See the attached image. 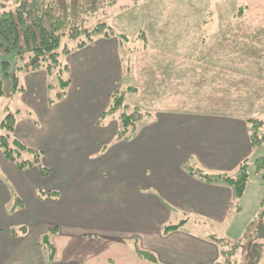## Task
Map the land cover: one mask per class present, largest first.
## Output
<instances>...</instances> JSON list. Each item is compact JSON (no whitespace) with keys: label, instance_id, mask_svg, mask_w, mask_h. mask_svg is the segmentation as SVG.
<instances>
[{"label":"crops","instance_id":"obj_1","mask_svg":"<svg viewBox=\"0 0 264 264\" xmlns=\"http://www.w3.org/2000/svg\"><path fill=\"white\" fill-rule=\"evenodd\" d=\"M183 1L179 11L195 6L199 14L140 23L146 25L148 50L132 63L137 89L131 101L154 114L127 141H114L116 123L95 126L109 94L122 87L123 63L114 39H97L68 56L71 84L63 102L49 109L26 101L42 128L21 117L14 135L43 151L51 175L42 178L35 168L20 171L0 155V173L10 177L28 206L18 210L22 218L16 221L5 212L0 264H47L40 242L48 233H54L50 264L218 262L213 235L190 217L223 222L235 197L220 176H236L240 164L254 156L247 120L264 123V0ZM237 8L243 9L241 17ZM207 9L216 16L206 15ZM134 23L126 27L130 32L120 33L135 37L142 26ZM91 46L113 52L112 78L108 82L95 71L97 86L81 59L85 50L93 54ZM16 179H22L21 187ZM38 189L59 197L39 201ZM14 190L0 189L5 203L17 195ZM17 221L24 234H12ZM166 225L180 226L163 234Z\"/></svg>","mask_w":264,"mask_h":264},{"label":"rangeland","instance_id":"obj_2","mask_svg":"<svg viewBox=\"0 0 264 264\" xmlns=\"http://www.w3.org/2000/svg\"><path fill=\"white\" fill-rule=\"evenodd\" d=\"M210 1L215 2L222 0ZM199 2L201 3L202 1L199 0ZM2 3L4 4V6H2ZM182 4H185L183 0H117L115 4L105 10V16L108 17V25L113 27L114 23V26H117V29L113 27L114 31L117 34L124 35V37L129 40L122 41L120 43V46L117 43L118 55L123 63V78L121 81L122 90L128 88L137 89V85L132 84V63L134 65V59H136L138 54L142 53V51L145 52L146 50H148L147 39L143 30V27L146 25H141V21L148 22L149 19L161 21L163 18L165 19L166 17L173 16L172 14H199V11L197 8H195V6H187V11H179L178 8ZM11 8L12 4L10 1L0 0V13L3 10H9ZM213 10H215L216 12L215 8H213ZM239 11L242 16L243 9L237 8V16L239 14ZM212 13L213 12H211V10L207 9L206 15H211ZM213 14L214 16H216L215 13ZM98 21L99 19L93 18L90 21H87L86 23L79 24L80 29L84 32H89L95 28V24ZM133 21L135 22L134 24L136 26H142L141 30L137 31V35L135 37H128L123 33L121 34L120 31L130 32L128 31V29H126V27H131V23ZM156 26L159 25H151V27L153 28H155ZM88 34L90 35L91 33ZM98 34L100 35V33H96L91 34L90 36L93 37V39L95 38V40H97L100 39V37H98ZM165 34L166 30H164V35ZM141 35L144 36V45H142V43L137 40L134 41V39H137V37ZM67 44L69 47L75 45V43L72 41H69ZM3 47L4 41L0 37V123L7 115L13 114L15 115V119L17 120V122L20 121L19 118L25 117L35 122V126H37L38 129H41L42 123L39 119L40 117H35V112L29 109L26 104V101L35 103L38 106L46 105V107L49 109H51V107L53 108L56 104H58V102H63L66 96L60 101L48 104V100L50 98H55V94L58 92H62L63 88H65L60 84L58 80L59 75L56 76V74L59 73V69H61V67L53 69L51 71V75L45 73L44 71H34L31 66V52H28L26 48H24V46H21V48L16 50L12 49L8 51H6ZM91 47L93 50V54H91V51L85 50L84 52H82L83 54H81V59L84 62L87 70L92 74V84L97 86L95 79V74L97 72L95 71L102 72L106 80L108 79V82L112 78L111 71L113 69V52H111L109 49H105L103 46ZM102 48H104V51H102ZM76 51L78 52L79 50ZM67 58L65 59L64 56L60 57V62L62 65L65 62L69 64ZM151 63H153L152 60ZM90 69H92V71H90ZM63 73L64 72H61L62 79H64ZM45 82L46 84H44ZM43 84L44 88H42ZM48 84L52 86V88L47 87ZM41 88L44 93L41 92ZM163 90H165V88H163L161 91ZM165 91L166 94L169 95H173L172 92H174H170L169 90ZM151 94L153 93L151 92ZM131 96L135 95L127 94L126 101L130 107H133L135 105L134 102L131 101V98H133ZM154 100L155 99H153V101ZM86 104L88 107L87 109L83 110V114H86L89 109V103ZM150 105L153 108L158 107V104ZM137 108L140 110L141 113H148L150 115L154 114V112L148 108ZM16 110L17 113H15ZM253 153L254 156L252 160L247 162L246 173L248 176V180L245 189L241 197L235 198L231 213L226 217V219L221 223H217L213 221H203L199 218L190 217V221L202 224V226L204 227V233L209 232L213 235L210 237L211 240L215 241L216 239H223V241L232 244L234 241L241 239L238 244V248L236 249V252L234 254H219V260L218 262H216V264H264V212L260 216V203L264 197V178L260 173H254L253 168V159L259 156L264 157V144L257 147ZM43 164L45 165L44 160ZM0 171L2 172L1 168ZM13 176L19 177L20 175L14 174ZM231 178H235V175ZM30 179L31 177L29 176V174H27L26 183H28ZM10 182V177L8 175L0 173V189L2 187H5L6 189L11 187L12 190H14ZM15 182L19 184V187L23 185L22 179H16ZM16 194L17 195L14 194L12 196L10 201L5 203L6 201H3V194L0 191V209L2 213L0 214V223L3 225L5 224V222L3 221L5 212L11 220L16 221L22 218L18 210L22 209L21 211H24L28 208L27 204L24 201L26 197L24 195L21 196L18 192H16ZM18 199L20 200L19 204L21 205V207H17ZM31 209L34 210L35 208L31 207ZM25 220L27 221L26 218ZM258 223L261 226H259ZM16 224L18 226H13L14 229H17L20 226H24L23 222L19 223L17 221ZM247 232H250V236L246 235ZM48 234L50 237H48L47 240L48 242H51V238L54 233ZM40 243L42 253L48 261L47 264H50L51 258L47 251L48 249L44 248L42 242ZM223 249L226 251L231 250L229 244L224 246ZM56 261L57 263L55 262V264H69L66 262H60L59 260Z\"/></svg>","mask_w":264,"mask_h":264},{"label":"trees","instance_id":"obj_3","mask_svg":"<svg viewBox=\"0 0 264 264\" xmlns=\"http://www.w3.org/2000/svg\"><path fill=\"white\" fill-rule=\"evenodd\" d=\"M10 1L12 8L3 10L0 13V37L4 41V49L16 50L24 46L28 52H31V66L35 71H44L51 75V71L59 69L58 80L65 87L62 92L55 94V98H50L48 104L60 101L64 98L71 84L69 76L70 68L66 62L63 65L60 57L66 59L76 50H81L93 42L95 38L91 34L100 33L98 37L105 40H116L120 46L122 41L128 39L124 35L117 34L114 29L108 25L106 9L117 2V0H6ZM2 6L4 4L2 3ZM238 17H241L239 11ZM99 19L95 28L89 32L80 29L79 24L86 23L91 19ZM80 29V30H79ZM88 33H91L90 35ZM97 38V36H96ZM142 45L145 44L144 36L141 35L134 39ZM75 43L74 46H68V42ZM129 41V40H128ZM133 41V43H134ZM64 42V43H63ZM140 43V44H141ZM63 68V70H62ZM61 72H64V79L61 78ZM47 87H51L49 84ZM135 88L125 90L119 89L111 92L108 96L109 104L107 108L99 115L95 122L97 127H105L110 122L116 123L115 142L127 141L135 133L137 127L144 121L151 120V115L141 113L137 107H130L127 104L126 96L135 93ZM249 124V143L252 148H257L264 144L263 123L258 119H248ZM17 120L15 115H7L0 123V154L5 161L16 166L20 171L37 169L42 178L51 175V170L43 164V151L31 148L25 145L14 135ZM247 162L243 161L235 178L221 175L222 179L233 190L235 198L242 196L245 189L248 176L246 173ZM254 173H260L264 178V157H260L253 162ZM192 174L202 177L204 180H211L199 170L189 168ZM37 199L43 201L46 199H56L59 193L56 191L38 189ZM17 201V207H21ZM260 216L264 212V197L260 203ZM259 225V223H258ZM180 225H166L163 227V234L176 230ZM261 226V225H259ZM251 230V229H250ZM255 231V230H253ZM258 231V230H257ZM260 231V229H259ZM12 234H24L25 228L19 227L11 229ZM250 236V232H247ZM48 236L41 237L44 248L53 251L48 242ZM241 239L232 244L223 239H216L220 254H234L238 248ZM41 244V243H40ZM231 250H224L228 245ZM140 256L150 258L146 252L139 253Z\"/></svg>","mask_w":264,"mask_h":264}]
</instances>
